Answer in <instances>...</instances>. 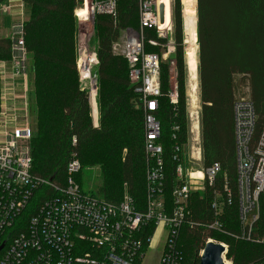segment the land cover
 I'll use <instances>...</instances> for the list:
<instances>
[{"label":"trees","instance_id":"1","mask_svg":"<svg viewBox=\"0 0 264 264\" xmlns=\"http://www.w3.org/2000/svg\"><path fill=\"white\" fill-rule=\"evenodd\" d=\"M107 1L110 0H90V4ZM111 1L115 3L114 15L96 11L93 16L100 109L99 126L93 127L88 92L80 86L76 66L78 19L75 12L83 7V0H22L28 11L23 29L26 50L32 56L37 115V134L30 145L32 173L55 181L62 179L71 154L77 153L84 165L100 166L101 194L105 200L118 203L127 183L129 194L142 207L145 200L143 118L136 106V95L129 86L127 63L113 53L112 44L124 30H140L139 7L143 0ZM195 11L203 162L204 168L219 163L221 172L213 186L205 183L203 193L191 194L188 226L181 230L177 247L182 264H191L192 252H198L201 243L205 245L208 233L212 236L217 232L225 242L235 241L229 245L227 253L233 264H247L256 260L264 248L232 237L238 230L234 206L223 208L220 230L211 229L215 218L210 206L216 193L223 198L226 182L233 192L235 188L233 102L249 98L257 115L255 135L264 130V0H196ZM170 19L175 44L173 68L179 95L176 110L167 97L172 77L167 62L160 64L161 97L157 99V118L165 148L168 204L174 182L170 127L173 123L180 124L181 136L185 133L186 74L181 0H171ZM143 35L144 51L160 54L159 47L147 43L150 39L164 42L158 38L156 30L146 28ZM10 51L11 39L0 38V60H9ZM72 138L76 139L74 145ZM190 238H193V247H188Z\"/></svg>","mask_w":264,"mask_h":264},{"label":"built area","instance_id":"2","mask_svg":"<svg viewBox=\"0 0 264 264\" xmlns=\"http://www.w3.org/2000/svg\"><path fill=\"white\" fill-rule=\"evenodd\" d=\"M158 7L157 0L140 1V30H124L112 44V51L127 63L129 86L143 118L145 200L142 207L129 194L127 184L118 203L85 192L76 181L81 166L74 158L68 161L62 179L55 181L33 174L30 150L33 129L28 125L25 109L5 107L0 110V264H141L148 249L157 244L161 252L159 264H182L177 242L181 230L188 226L191 185L213 186L221 166L212 163L194 170L190 165L191 153L194 159L200 160L202 151L200 102L195 91L185 110V119L192 126L190 132L184 133L185 140L191 139L188 148L182 141L181 125L173 123L170 127L174 182L168 204L165 148L157 118V99L161 97L160 64L167 62L174 71L175 44L171 38L172 27L159 28ZM96 11L114 15L115 3L111 0L95 3L90 14L94 16ZM23 25L20 20L10 27L11 70L7 75L0 69L4 102L7 92L12 91L13 95L19 87L26 98L28 90L29 53ZM146 28L155 29L158 38L164 40L162 43L154 39L147 41L159 47L160 54L144 51ZM173 73L167 97L176 110L179 95ZM92 89L90 97L94 103L96 94ZM232 119L235 188L233 192L226 182L223 198L215 194L210 206L215 221L210 228L220 230L223 208L234 206L238 230L232 237L264 248V130L255 135L257 115L247 97L233 102ZM72 142L74 145L76 139L72 138ZM208 242L215 241L208 239ZM220 244L225 250L223 264H233L227 258L228 245ZM247 264H264V249L256 260Z\"/></svg>","mask_w":264,"mask_h":264},{"label":"rangeland","instance_id":"3","mask_svg":"<svg viewBox=\"0 0 264 264\" xmlns=\"http://www.w3.org/2000/svg\"><path fill=\"white\" fill-rule=\"evenodd\" d=\"M21 0H0V38L2 37H8L10 34V27L12 24H15V22L22 21L25 23L26 20H28V11L24 7V4ZM158 1V0H157ZM187 1L188 0H181L182 6H183V15H184V56H185V104L186 108L188 105L190 106V95L195 94L194 92H190V80L188 71H187V64H186V54L188 55V50H194L195 51V56L197 60V51H198V46L197 43L194 44L193 40V32H196V11H195V5H196V0H193V10L191 15V19L188 20L186 17V11H187ZM171 2V0H170ZM94 3L90 4V0H88V10L90 12V8ZM159 8V7H158ZM164 9V14L166 7L163 5ZM76 16V15H75ZM77 18V17H76ZM78 19V32H77V37H76V50H77V58H76V66H77V72H78V77H79V82L80 86L84 91L88 92L89 96V104H90V112H89V117L92 123L93 127H98L99 126V120H100V109L98 106L97 102V95H98V86H97V77H96V66L98 64L97 56H96V48H97V41L93 32V16L90 14V17L86 20V17H81ZM188 20V21H187ZM194 20H195V25H194ZM127 30V29H126ZM122 35V33H121ZM197 39V37H196ZM194 48V49H193ZM115 55H117L115 52H113ZM120 56V55H117ZM195 60V66L193 64V69L196 72L197 76V61ZM96 62V63H95ZM87 63L88 66L85 65ZM31 66H32V56L29 54V76H28V85H27V92H26V98H23V95L21 94L20 88L18 87L16 90V93L12 94V91H9V99H6V101H10V105H6L1 102V91L2 89L0 88V110L3 108H7L10 110L13 109H25L24 114L26 115L28 125L33 129V136L37 134V115H36V107L34 103V97H33V92H34V75L33 72H31ZM86 67V72L88 75V78L85 80L81 79L82 76H85L83 73L84 68ZM189 68V65H188ZM174 71L173 69L170 70V73L172 74ZM174 74V73H173ZM172 79V77H171ZM170 79V89L172 87V81ZM1 84V81H0ZM197 85H198V78H197ZM94 87L95 90V101L93 103L92 98L90 97L91 91L93 90L92 88ZM199 86H197L196 94H198V101L200 102L199 99ZM188 94V95H187ZM95 110V116L92 117V110ZM14 116V115H11ZM200 130H199V145L201 146L202 149V126H201V104H200ZM185 132L191 130L192 126L190 125V122L186 121L185 119V124H184ZM185 135L182 136V141H185V144L188 148L189 141L191 142V139L187 138L185 140ZM32 140V138H31ZM31 140H30V145H31ZM73 145V142H72ZM31 150V147H30ZM188 150V149H187ZM193 159H191V167L194 170H200L201 168H204V162H203V149L201 151V159L196 160L194 153H191ZM77 159L80 163L81 169L76 175V181L77 183L81 186V188L87 192V193H95L98 196H102L101 190H102V184H103V175L101 174L100 166L98 164L94 165H89L86 164L84 165L77 157V153H72L71 154V159ZM92 161H88L90 163ZM142 173V170H141ZM127 184V183H124ZM128 185V184H127ZM205 184L204 185H191V194L195 192L203 193L205 191ZM216 231V230H215ZM158 235V234H157ZM213 240L215 242L219 243H224L228 245V250H229V245H231L233 240L231 242H225L221 236L217 232H214L212 236L208 233V238L206 239L205 243L207 240ZM191 245L189 244L188 247H193L192 242L193 238H190ZM188 242H186L187 244ZM204 245L202 243L200 244V249L197 251L194 250L191 255V264H199L200 261V254L202 252ZM161 257V252H160V244H157L154 247H151L148 249V251L145 254L144 259L142 260L141 264H159V259ZM228 258V257H227ZM230 259V258H229ZM233 262V260H232Z\"/></svg>","mask_w":264,"mask_h":264},{"label":"bare ground","instance_id":"4","mask_svg":"<svg viewBox=\"0 0 264 264\" xmlns=\"http://www.w3.org/2000/svg\"><path fill=\"white\" fill-rule=\"evenodd\" d=\"M160 2L162 5H164L166 7V10H165V14H164V22L159 25V28L160 29H166V28L171 26L170 0H158V6H159ZM193 7H194L193 0H188L187 1V11H186V17L188 18V20L191 19L190 17H191V15H193L192 14ZM75 15L79 19L81 17H86V20L88 19V17H90V12L88 10V0H83V7L81 9L76 10ZM193 17H194V15H193ZM193 23L195 25V20ZM193 40L196 42V32L195 31L193 32ZM195 60H196L195 51L194 50H191V51L188 50V55L186 54V64H187V71H188V75H189L188 80H190V85H189L190 86V92H195L197 90V86H198L197 85L196 72L193 69V64L195 66ZM85 65L88 66L87 63H85ZM188 65H189V68H188ZM86 71L87 70L85 67L83 70V73L85 74L84 77L88 76Z\"/></svg>","mask_w":264,"mask_h":264},{"label":"water","instance_id":"5","mask_svg":"<svg viewBox=\"0 0 264 264\" xmlns=\"http://www.w3.org/2000/svg\"><path fill=\"white\" fill-rule=\"evenodd\" d=\"M159 22H164V9L161 2L159 3ZM1 249V247H0ZM200 254L199 264H223L222 256L224 247L220 243L208 242L204 245Z\"/></svg>","mask_w":264,"mask_h":264},{"label":"crops","instance_id":"6","mask_svg":"<svg viewBox=\"0 0 264 264\" xmlns=\"http://www.w3.org/2000/svg\"><path fill=\"white\" fill-rule=\"evenodd\" d=\"M0 69L8 75L10 73V70H11V63L8 60H5V61L0 60ZM9 95H10L9 92H7L6 93V99H9ZM1 102H2V105H3V103L5 105H10V101L4 102L3 96H2V91H1Z\"/></svg>","mask_w":264,"mask_h":264}]
</instances>
